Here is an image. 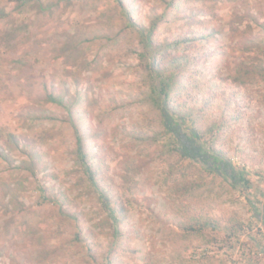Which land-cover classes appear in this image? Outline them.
<instances>
[{"label": "rangeland", "instance_id": "1", "mask_svg": "<svg viewBox=\"0 0 264 264\" xmlns=\"http://www.w3.org/2000/svg\"><path fill=\"white\" fill-rule=\"evenodd\" d=\"M122 2L133 22L155 25L159 59H195L176 95L205 107L201 129L251 188L159 145L143 41L120 4L0 0V264H106L109 252L111 264H264V43L249 44L264 39V0H173L168 13L162 0ZM53 93L81 96L75 123L99 185L124 208L121 238L79 183L70 118Z\"/></svg>", "mask_w": 264, "mask_h": 264}, {"label": "trees", "instance_id": "2", "mask_svg": "<svg viewBox=\"0 0 264 264\" xmlns=\"http://www.w3.org/2000/svg\"><path fill=\"white\" fill-rule=\"evenodd\" d=\"M114 1L123 7V11L126 18L128 19L129 24L137 29V31L141 34L144 46V54L147 56L146 75L152 84L149 94L147 95L151 105L160 112L162 118L161 121L163 131L159 133L157 138V141L160 142L159 145L164 149L178 154L181 159H191L192 162L199 165L206 173L216 174L225 180L232 181V184L230 185L232 189L249 191L251 188V180L248 174L249 172L246 170H238L237 168L233 167L229 161H226V158L221 154V152L219 150L217 151L216 148H214L215 146L209 143L210 141L214 142V140L211 138L209 140V138L206 137L208 133L203 132L201 129L199 119L201 118L200 114L205 111V107H198L196 105L198 104L196 100L190 103L189 106L187 100L183 97H180L182 94L181 92L180 94L176 95L177 91H182L179 80V72L182 69V65H185L187 68L195 59H191L188 56H182L175 61L168 62L163 53L162 58L159 59L158 53L162 48L158 49L155 42L153 41L155 25L149 28L139 26L136 22H133L132 13L130 10L126 9L122 2L123 0ZM162 2H164L166 5L163 13H168L169 7L174 6L173 0H162ZM261 27L264 32V24L261 25ZM215 33H218L216 28L212 32V35H215ZM211 36L206 35L204 37L206 40H209ZM187 41H190V39L183 38L180 39V41L169 45V47H173V45L181 46ZM263 43L264 39L259 38L249 41V44L252 45L253 48H261L260 46H262ZM261 51L264 53V50ZM160 61H166L169 64H167L166 68L161 67L162 65L159 64ZM260 66L262 68L263 65L260 64ZM261 68V71L258 70V75L260 78L264 79V68ZM247 73L251 74V72ZM65 91L67 93L69 92V90ZM185 92L187 93L186 90ZM174 94L177 96V98ZM80 97L81 96H79L78 99L72 101L71 96L66 99L62 97V94L58 95L53 93L50 94L48 99L50 102L62 106L67 111V114L70 118L69 122L75 138V165L77 166V169L83 173V177L79 183L81 185L83 182L87 184L90 195L95 196L97 203L101 206V210L106 215L103 223H105L106 226L109 225V227L113 229V234L115 237L117 236L121 238L122 230L120 225L122 223L121 217L123 214H125L124 208L119 209L118 207L116 208L113 206V201L107 194V191L99 185L96 172L89 161L90 155L85 145V130L75 123L74 117L77 118L79 114L74 116L76 114L74 105L76 103H80ZM181 98L184 100L183 102ZM81 103L83 104V101ZM86 118L88 119V116L82 114L79 118V121H86ZM213 125H215L214 129H218L216 127V123ZM145 135L146 134L142 132L140 136H138V139L144 137ZM160 139H162V141H160ZM183 148L184 150L182 151ZM209 152L211 153L209 154ZM5 160L8 161L7 158H5ZM35 167L36 165L34 164L32 167V174L37 177L36 171L38 170L35 169ZM37 189L44 195H46V193L48 194L49 192V189L45 185H40L37 187ZM62 212H64V210H62ZM69 217L73 216H70V214L67 212V218ZM208 224L211 225L214 230L218 228V226H216V224L213 222H209ZM204 225L207 226L206 224ZM249 227L252 228L251 226ZM78 237H80V235H78ZM113 246H115V244H112V248ZM111 261V254L109 252L106 256V264H111Z\"/></svg>", "mask_w": 264, "mask_h": 264}]
</instances>
